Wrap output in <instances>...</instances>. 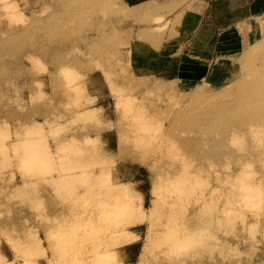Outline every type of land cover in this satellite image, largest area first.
<instances>
[{
    "label": "rangeland",
    "instance_id": "rangeland-1",
    "mask_svg": "<svg viewBox=\"0 0 264 264\" xmlns=\"http://www.w3.org/2000/svg\"><path fill=\"white\" fill-rule=\"evenodd\" d=\"M158 9L0 0V264H264V13L185 87Z\"/></svg>",
    "mask_w": 264,
    "mask_h": 264
},
{
    "label": "crops",
    "instance_id": "crops-1",
    "mask_svg": "<svg viewBox=\"0 0 264 264\" xmlns=\"http://www.w3.org/2000/svg\"><path fill=\"white\" fill-rule=\"evenodd\" d=\"M123 1L128 7H159L155 15L161 22L152 30H161V34L153 38L155 52L149 53L152 70L155 74L159 72L156 63L159 57L170 65L166 77L185 87L207 84L211 64L229 61L251 47L262 32L264 0ZM139 49L143 50L141 46Z\"/></svg>",
    "mask_w": 264,
    "mask_h": 264
},
{
    "label": "bare ground",
    "instance_id": "bare-ground-1",
    "mask_svg": "<svg viewBox=\"0 0 264 264\" xmlns=\"http://www.w3.org/2000/svg\"><path fill=\"white\" fill-rule=\"evenodd\" d=\"M259 125V124H258ZM255 126V127H259V126ZM252 127H254V126H251V128ZM252 133V132H251ZM257 135V134H256ZM241 173V172H240ZM245 173V172H244ZM248 174V173H247ZM240 175V174H239ZM241 175H243V174H241ZM240 175V179H242V176ZM250 175H252V174H250ZM106 177H108V174H107V176ZM245 178H246V176H245ZM226 179L229 181V180H232L233 178L232 177H229L228 178V176L226 175ZM237 179V180H236ZM233 180H235V181H237L238 182V180H239V176H236V178L235 179H233ZM235 181L233 182V183H235ZM261 187V186H260ZM263 187V186H262ZM230 189H233V187H231ZM237 190H239V192H243V189H241V188H239V189H237ZM262 190V189H261ZM227 191V190H226ZM231 192L233 193V194H235V192H238V191H234L233 192V190H231ZM239 192L238 193H236L237 195L239 194ZM253 192V191H252ZM257 192V191H256ZM263 194H264V192H263ZM98 195H99V192H98ZM231 195L232 196V200H230V199H225V206L227 205V204H231L232 203V205H233V203H236V201L238 202V199H241V200H243L244 198H243V195ZM253 195H254V192H253ZM258 195V194H257ZM230 197V196H229ZM234 199H236V200H234ZM263 200V199H262ZM229 202V203H228ZM240 203V202H239ZM238 206V205H237ZM243 206V205H242ZM241 207V206H240ZM243 208V207H242ZM237 209H238V207H237ZM215 211H216V215L215 216H218L219 217V211H218V209H215ZM221 213H223V212H221ZM221 215V214H220ZM227 216H228V214H227ZM220 218H221V216H220ZM210 219H212V217H210ZM218 219V218H217ZM223 220V219H222ZM215 222V221H214ZM218 222L219 221H217V224H218ZM222 222V221H221ZM168 226H167V224H165L164 225V228H167ZM207 229V228H206ZM215 235V234H214Z\"/></svg>",
    "mask_w": 264,
    "mask_h": 264
}]
</instances>
